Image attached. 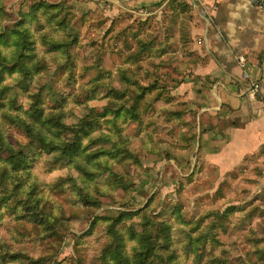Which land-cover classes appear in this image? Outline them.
Wrapping results in <instances>:
<instances>
[{
	"label": "trees",
	"instance_id": "obj_1",
	"mask_svg": "<svg viewBox=\"0 0 264 264\" xmlns=\"http://www.w3.org/2000/svg\"><path fill=\"white\" fill-rule=\"evenodd\" d=\"M17 15L9 25V14L0 0V220L8 215V220L15 222L11 226L13 237H0V264H43L54 258L67 228L66 221L53 212L52 206L58 203L51 195L70 192L76 205L88 212L104 205L101 196H110L117 188L128 191L131 186L123 182L115 164L139 163L134 138L146 153L157 152L156 103L170 104L176 96L159 81H140L148 71L139 60L150 44L132 48L123 32L115 37L123 36L127 47L125 53L118 51L122 63L117 67L125 89L113 86V73L102 67L100 57L84 67L91 76L75 88L71 49L80 39L70 29L74 16L66 3L23 0ZM129 57L133 58L131 64ZM52 65L66 70L67 84L73 86L60 100L52 92L47 100L40 91L31 89ZM187 113L185 103L179 102L175 108H165L164 113L165 123L180 129L181 142H186L181 144L184 149L195 138L196 129L195 122L186 120ZM129 122L137 124L134 135L126 132ZM8 127H16L36 141V149L8 141ZM257 150L264 155V143ZM98 155L103 162L100 171L95 170ZM196 165L189 175L179 178V195L193 179ZM51 167H61L63 172L46 181L43 175ZM128 203L115 216H94L86 232L76 236L74 264H85L86 238L97 232L99 222L107 239L100 243L91 264H264V218L261 232L251 226L254 211L262 218L264 208L254 209L253 205L252 210L237 216L239 229L247 228L245 239L252 246L244 258L237 255L235 247L230 248L233 238L229 243L220 239V233L232 234L234 229L228 226V220L244 210L238 206L230 205L218 213L205 211L176 223L174 218L182 211L178 202L165 204L162 219L148 215L147 205L130 210ZM27 237L41 243L50 239V247L56 250L48 256L31 252L25 248Z\"/></svg>",
	"mask_w": 264,
	"mask_h": 264
},
{
	"label": "rangeland",
	"instance_id": "obj_2",
	"mask_svg": "<svg viewBox=\"0 0 264 264\" xmlns=\"http://www.w3.org/2000/svg\"><path fill=\"white\" fill-rule=\"evenodd\" d=\"M22 1L2 0L5 11L9 14V25L17 20V13ZM32 1L35 0H26V2ZM46 1L65 2L68 9L73 12L74 19L70 29L78 33L80 39L79 43L71 49L74 57L75 88L78 84L86 82L91 76V72L85 71L84 67L92 65L94 60L100 57L102 67L113 73V86L120 90L125 89V83L119 78L117 67L122 63L118 51L121 50V53H125L127 47L123 36L115 37L119 32L125 34L132 48L143 43L150 44L139 60L142 68L148 71L140 79L143 84L159 81L167 86L169 93L173 94L177 93L176 87L188 75L192 74V66L183 63L185 56L177 50L180 44L185 46L186 43L180 38L181 32L179 34L175 32L177 16L171 13L168 7L161 8L159 10L161 13L145 14L148 10H154L155 7H142V12H139L140 7H136L134 0ZM142 22L145 24H141ZM133 32H137V35L134 36ZM183 49L185 50V47ZM132 60L133 58L129 57V62H133ZM50 68L47 73L40 75L32 83L31 89L40 91L45 99L52 92L55 94L54 97L60 100L73 89V86L67 84L68 72L66 70L57 69L55 65ZM186 94L175 95L176 100L170 104L156 103V107L159 109V114L154 117L157 126L154 133V139L157 142L156 153H146L140 142L134 138L135 153L139 163L128 161L124 165L115 164L114 169L123 177V182L131 186L128 191L117 188L112 191V195L101 196L100 200L104 205L97 209L91 208L88 212L76 205L70 192L51 195V198L58 203L52 206L53 212L66 221L67 228H65L63 242L57 248L58 252L51 261L46 259L43 264H74L72 258L75 256L76 236L86 232L94 216H115L121 208L127 207L128 202L130 210L147 205L150 212L147 214L155 219L165 218L166 203L178 202L182 205V211L174 218L176 223L191 220L194 216L205 211L218 213L230 205L238 206L244 210L238 211L228 220V226H232L234 229L232 234L220 233V239L228 242L229 238H233L234 245L228 242L232 246L230 248L234 249L235 247L237 255L244 258L246 257L245 252L252 250L251 244L245 239V235L249 231L247 228L239 229L237 216H240L241 212L252 210L251 206L253 205H256L254 209L264 208V155H259L256 150L254 153L246 155L245 160L243 158L239 163L227 166L228 170L220 171L217 165L206 162L200 143L202 132L199 136L193 127L187 131L191 132L193 129L195 138L190 140L188 148H182L181 144L186 142H181L180 129L165 123L164 113L165 108L177 107V102L185 103L188 108L186 120L196 123V116L193 118L196 110L192 107L193 103ZM19 100L22 101V93H19ZM136 126V123L129 122L126 132L134 135ZM8 128L6 138L8 141L20 142L31 146V149H36V141L30 140L16 127ZM140 136L143 137L144 133H141ZM97 160L95 170L100 171L103 163L102 156L98 155ZM195 164L197 165L193 179L184 185L179 195L176 191L179 178L189 175ZM62 172L61 167H51L45 171L43 177L45 176L46 181H50L56 174ZM125 200L127 201L125 202ZM120 201L125 205L120 206L118 203ZM254 214L251 226L261 232L264 217H259L258 211H254ZM8 218V215H5L0 220V237L10 240L13 237L11 226L15 222ZM224 221L227 223L226 220ZM14 236H16L15 233ZM106 239L101 222H99L97 232L86 238L87 244L83 250L85 264H91V259L96 255L100 243ZM49 242L50 239H45L42 243L31 242L27 237L25 248L36 254L48 256L56 250L50 247ZM246 243L250 245L249 248Z\"/></svg>",
	"mask_w": 264,
	"mask_h": 264
},
{
	"label": "crops",
	"instance_id": "obj_3",
	"mask_svg": "<svg viewBox=\"0 0 264 264\" xmlns=\"http://www.w3.org/2000/svg\"><path fill=\"white\" fill-rule=\"evenodd\" d=\"M134 0L145 14L168 7L177 16L179 49L184 64L192 66L173 95L186 94L196 110V131L202 155L220 171L239 163L264 143V10L248 0H206L213 5L209 18L197 14L189 0ZM172 15V14H171ZM185 47V50L183 49ZM249 59L248 72L259 82L256 97L238 94L241 68L237 57ZM199 139V138H198Z\"/></svg>",
	"mask_w": 264,
	"mask_h": 264
},
{
	"label": "built area",
	"instance_id": "obj_4",
	"mask_svg": "<svg viewBox=\"0 0 264 264\" xmlns=\"http://www.w3.org/2000/svg\"><path fill=\"white\" fill-rule=\"evenodd\" d=\"M193 7L196 9L197 14L209 18L211 10L214 8L213 5H208L206 0H189ZM255 7L264 10V0H248ZM238 65L241 68L240 72V87L238 88V94L242 97H247L253 99L257 96L259 90V82L256 79L250 77L248 68H249V59L245 54H240L237 57Z\"/></svg>",
	"mask_w": 264,
	"mask_h": 264
}]
</instances>
